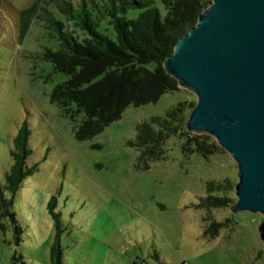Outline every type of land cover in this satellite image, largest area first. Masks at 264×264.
I'll list each match as a JSON object with an SVG mask.
<instances>
[{
  "label": "rangeland",
  "instance_id": "1",
  "mask_svg": "<svg viewBox=\"0 0 264 264\" xmlns=\"http://www.w3.org/2000/svg\"><path fill=\"white\" fill-rule=\"evenodd\" d=\"M80 1L73 3L80 7ZM35 2L1 0L0 5V184H5L14 163V138L24 122L31 132L27 165L39 163V170L23 181L15 196L21 243L17 245L11 219L4 220L5 231L0 227V264H12L15 254L23 255L27 264H51L57 232L48 209L52 196L64 230L63 264H264L259 232L264 216L231 210L238 199V164L215 136L190 135L218 144L219 152L208 159L182 151L187 133L172 136L164 146L166 156L145 170L138 167L139 151L128 145L139 123L164 116L181 101L197 104V95L179 86L155 103L130 105L121 119L92 139H76L84 114L68 112L52 100L54 88L68 76L44 57L47 48H59L57 31L43 8L39 16L29 15L25 22L22 18ZM152 5L165 13L162 0H152ZM43 6L68 24L55 4ZM143 10L131 9L128 16ZM99 29L115 36L107 18ZM76 33L84 36L79 28ZM225 179L231 181L229 190L211 194L227 196L233 203L200 206L209 195L208 183ZM227 219L230 223L215 237L204 234L212 221Z\"/></svg>",
  "mask_w": 264,
  "mask_h": 264
},
{
  "label": "trees",
  "instance_id": "2",
  "mask_svg": "<svg viewBox=\"0 0 264 264\" xmlns=\"http://www.w3.org/2000/svg\"><path fill=\"white\" fill-rule=\"evenodd\" d=\"M212 0H162L165 13L152 0H81L80 7L73 0H36L23 11L27 16H39L43 8L46 20L57 31L59 48H47L44 57L54 69L63 72L68 79L58 84L52 93V100L68 112L83 113L84 118L75 130L76 139L89 140L100 134L107 126L122 118L130 105L141 106L157 102L168 92L179 90V82L167 73L165 60L174 53L176 44L197 23L199 14ZM55 4L66 16L68 24L57 19L43 6ZM1 5V0H0ZM131 9H144L135 17H129ZM107 18L115 36L99 29ZM67 26V27H66ZM77 28L84 33L82 39ZM152 65V68L148 66ZM188 101H181L169 108L164 116L156 115L137 126L135 138L128 145L139 151L138 167L148 169L150 163L166 156L165 143L172 136H184V153L198 152L208 159L219 152L216 142L208 141L202 135L187 131ZM74 115V114H73ZM31 132L27 122L20 127L14 138L12 151L14 163L6 173L5 184H0V227L6 230L4 220L11 219L17 245L22 241L23 229L14 211L15 196L23 181L39 170V163L27 165L31 155L28 147ZM231 181L208 183L209 195L202 198L200 206L217 208L230 206L231 198L216 197L215 190L228 191ZM56 196H52L48 209L56 221L57 232L50 248L51 264H63L61 214L56 211ZM205 220H208V218ZM224 222L212 221L204 230L205 235L215 237ZM12 264H27L23 255L15 254Z\"/></svg>",
  "mask_w": 264,
  "mask_h": 264
},
{
  "label": "water",
  "instance_id": "3",
  "mask_svg": "<svg viewBox=\"0 0 264 264\" xmlns=\"http://www.w3.org/2000/svg\"><path fill=\"white\" fill-rule=\"evenodd\" d=\"M198 101L186 123L238 164L233 212L264 216V0H212L164 62ZM264 242V220L259 226Z\"/></svg>",
  "mask_w": 264,
  "mask_h": 264
}]
</instances>
